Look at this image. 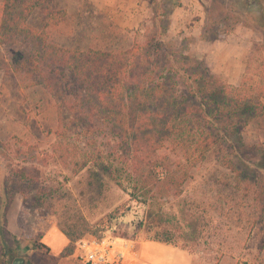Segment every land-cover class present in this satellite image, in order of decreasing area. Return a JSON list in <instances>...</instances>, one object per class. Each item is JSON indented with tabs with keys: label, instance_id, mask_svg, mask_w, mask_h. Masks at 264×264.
Instances as JSON below:
<instances>
[{
	"label": "trees",
	"instance_id": "trees-1",
	"mask_svg": "<svg viewBox=\"0 0 264 264\" xmlns=\"http://www.w3.org/2000/svg\"><path fill=\"white\" fill-rule=\"evenodd\" d=\"M54 1L0 2V53L4 47L11 49L20 41L33 40L43 45L30 56L21 53L22 61L7 69L18 79L26 74L61 97V110L70 115L65 130L73 128L87 139L86 146L72 145L77 155L71 152L59 156L71 159L73 173L77 175L92 167L108 177L128 193L131 200L145 207L139 228L151 234L149 240L178 246L180 228L173 222L176 217L167 212L168 206L175 207L172 199L181 198L184 185L192 177L191 170L205 162L212 150L218 148L223 152L219 158L221 165L238 180H252L231 154L243 143V133L250 123L264 118V84L255 85L256 79L248 71L239 86L224 83L189 47L182 46L175 57L166 53L173 12L181 5L180 0H151L159 32L127 52L48 45L42 32L30 24V18L39 11L47 18V26L59 28L67 11L55 8ZM222 1L213 3L224 5L226 0ZM251 3L258 6V16L250 12ZM228 5L243 6L238 13L253 15L259 27L264 28V0H232ZM207 16V27L211 29L217 23L218 29L211 34L206 28V39H222L236 26H226L209 12ZM173 61L182 64L186 90L180 86ZM101 126L108 128L111 141L118 142L107 153L97 145ZM59 139L56 151H69L71 144ZM1 147L0 143V158H6ZM165 148L182 154L177 166H172L163 155ZM21 151L17 150L20 155ZM1 176L0 264H13L18 258L20 240L7 230V210L12 196L18 194L26 200L40 177L39 170L22 164L8 165L6 179L1 180ZM44 189L37 190V194H44L43 205L48 196ZM260 198V218L264 223V197ZM22 213L24 207L21 217ZM19 225L24 229V224L19 222ZM47 230L34 235L35 249L50 252L41 242ZM62 232L71 241V235ZM68 249L63 256L71 253Z\"/></svg>",
	"mask_w": 264,
	"mask_h": 264
},
{
	"label": "rangeland",
	"instance_id": "rangeland-1",
	"mask_svg": "<svg viewBox=\"0 0 264 264\" xmlns=\"http://www.w3.org/2000/svg\"><path fill=\"white\" fill-rule=\"evenodd\" d=\"M123 1L55 0V8L67 11L59 28L47 26V18L39 11L33 13L30 24L42 32L50 46L127 52L135 44H143L157 34L159 25L153 15L152 3L146 0L148 14L139 28L120 27L119 24L126 22L122 20L124 16L117 12ZM213 1L204 0L206 11L213 18H220L226 26L243 22L259 26L253 15L238 13L244 9L243 6L234 8L228 5L232 0H226L224 5ZM134 2L141 7L145 4V0ZM213 25L211 29L206 27L211 34L218 29L217 23ZM257 28L261 41L253 46L245 72L255 77V85L264 84V28ZM169 32L166 53L175 57L185 46L201 59L204 50L196 38L187 36V30ZM42 47L38 41L26 40L11 49L4 47L0 53V65L4 66L0 68V143L6 156L0 158L1 180L6 179L8 165L12 164L39 170L40 177L26 200L18 194L12 196V204H17L13 212L14 232L8 226L7 230L20 240L17 256L25 258L26 264H52L55 259L50 252L35 249L34 244V235L51 227L71 235L72 245L68 252L73 253L77 241L83 238L149 240L151 234L139 228L145 214L142 204L131 200L128 193L92 167L75 175L70 166L71 159L59 158L61 154L70 155L71 152L77 155L72 145L83 147L87 143L81 132L73 128L65 130L70 115L61 110V97L26 74H21L18 79L11 69H7L22 61L19 59L21 53L30 56ZM173 62L178 70L180 86L186 90L182 64ZM100 128L97 145L107 153L118 142L110 140L108 128ZM63 134H66L64 139L61 137ZM59 138H62V143L71 144L69 151H56ZM18 149L22 150V155ZM162 153L174 167L182 160V154L170 148L163 149ZM222 154L216 148L208 154L205 162L193 168L181 198L172 199L174 208L168 206L167 212L176 217L173 222L180 228L177 247L191 252L199 264H232L233 261L264 264V223L259 206L260 197H264V118L250 123L243 133V143L237 145L231 154L244 174L252 178L251 181L238 180L222 166L219 161ZM40 188H45L44 192L48 194L44 205V194H37ZM19 222L24 224V229ZM7 237L12 242L10 236Z\"/></svg>",
	"mask_w": 264,
	"mask_h": 264
},
{
	"label": "crops",
	"instance_id": "crops-1",
	"mask_svg": "<svg viewBox=\"0 0 264 264\" xmlns=\"http://www.w3.org/2000/svg\"><path fill=\"white\" fill-rule=\"evenodd\" d=\"M149 1L151 3V0ZM180 1L181 5L173 12L171 32L177 29L187 30V36L196 38L197 43L203 48L204 52L201 54V59L205 60L210 70L224 83L239 86L246 72L252 48L257 41H261V35L256 30L259 26H249L244 22L238 23L233 31L222 39L209 40L205 38V29L209 20L203 5L204 0ZM133 2L134 0H124L120 3L117 12L122 14L124 16L122 20L126 21L119 24L120 27L137 29L140 23L145 21L148 14L146 0L142 7ZM250 6V12L258 16L260 14L258 6L254 3H251ZM16 205L13 203L7 211L8 228L12 232H14L12 229L15 220L13 212ZM128 241L129 239L121 238L117 240V243L123 244ZM132 241L137 245V252L136 254L129 253L128 264H199L195 260V256L187 249L151 240ZM41 242L50 248V255L55 259V264H84L78 259L77 249L75 253L71 251L66 256L62 255L70 247L71 241L59 229L55 227L48 229ZM221 264L229 263L223 262ZM232 264L242 263L233 261Z\"/></svg>",
	"mask_w": 264,
	"mask_h": 264
},
{
	"label": "built area",
	"instance_id": "built-area-1",
	"mask_svg": "<svg viewBox=\"0 0 264 264\" xmlns=\"http://www.w3.org/2000/svg\"><path fill=\"white\" fill-rule=\"evenodd\" d=\"M115 238H83L77 241L78 259L84 264H128V255L136 254L134 241L117 243Z\"/></svg>",
	"mask_w": 264,
	"mask_h": 264
},
{
	"label": "water",
	"instance_id": "water-1",
	"mask_svg": "<svg viewBox=\"0 0 264 264\" xmlns=\"http://www.w3.org/2000/svg\"><path fill=\"white\" fill-rule=\"evenodd\" d=\"M13 264H26V259L23 257H18L14 260Z\"/></svg>",
	"mask_w": 264,
	"mask_h": 264
}]
</instances>
